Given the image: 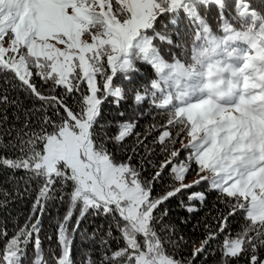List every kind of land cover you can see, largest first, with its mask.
Returning <instances> with one entry per match:
<instances>
[{
    "label": "snow or ice",
    "instance_id": "snow-or-ice-1",
    "mask_svg": "<svg viewBox=\"0 0 264 264\" xmlns=\"http://www.w3.org/2000/svg\"><path fill=\"white\" fill-rule=\"evenodd\" d=\"M248 24L255 38L241 51L255 55L243 60L264 64V0H0V172H11L0 208L35 192L23 225L0 223V264H76L74 235L89 210L107 224L86 236L101 233L99 264H264V80L251 85L252 117L239 121L223 100L201 114L165 98L190 54L186 41L228 47ZM106 106L118 119L105 117ZM156 115L165 121L135 131ZM209 194L215 215L205 214L197 244L169 205L187 225ZM54 199L69 208L46 253L41 219ZM82 264L97 261L85 251Z\"/></svg>",
    "mask_w": 264,
    "mask_h": 264
},
{
    "label": "trees",
    "instance_id": "trees-1",
    "mask_svg": "<svg viewBox=\"0 0 264 264\" xmlns=\"http://www.w3.org/2000/svg\"><path fill=\"white\" fill-rule=\"evenodd\" d=\"M187 25V21L181 15L179 29L183 34ZM171 28V25H169ZM242 36H238L237 41H233L228 47H225V40L218 39L216 43H209L206 40L201 41L200 46L194 45L192 40L186 41L187 47L191 50L190 57L184 59L190 64H194V67H190L189 71H186L184 76L189 78L187 84L191 82H195V84L200 83L197 91H189L188 85L181 83L183 81V75L177 74L174 70V77L176 82V88L172 87L170 90L166 91L165 98L168 103H172L173 100L177 104H181L183 108H191L195 103L200 102L201 100H211L215 104H218L221 100L225 101V105L235 101L238 103L240 100L247 102L248 109L254 108L255 105L249 102V98H251L255 92L252 89V83H259L261 80H264V64L253 65L252 60H243L245 56H251L245 52L241 51L245 47L244 37L249 35H254L250 29H246L243 27V31L241 32ZM226 39V38H225ZM163 49H167L166 45L161 46ZM194 57V59H193ZM238 58L243 60L242 63H238ZM253 66L256 67V71L253 70ZM199 73V76L202 81H195V72ZM257 73H260V76H257ZM172 82V81H171ZM168 88L169 86H165ZM12 95L18 96L21 100L25 102L26 105L31 106V101L26 99L25 94L22 91H16L11 93ZM247 97V98H246ZM185 102V103H181ZM163 103V101H162ZM224 106V105H222ZM221 106V107H222ZM227 107V106H225ZM104 115L108 120H114L116 116V112L110 106L105 107ZM168 115H171L169 113ZM257 118L260 117L257 115ZM128 116H125L127 119ZM166 117L156 115L155 120L152 116H145L144 118L139 120L138 127L135 129L136 132L144 133L148 126L153 123H161L164 122ZM112 134H115L116 129L113 127L110 129ZM186 136L182 137L183 140ZM135 140V137H130L127 140L128 144H132ZM176 147L179 148L180 144L177 143ZM121 156L120 153H117V157ZM196 173L193 171L189 176H195ZM11 176L10 170H5L0 172V189L11 190V184L8 181V178ZM197 179V178H196ZM195 180V179H194ZM34 187V186H33ZM207 186L201 185L198 187L197 191L204 190ZM159 187L157 191H159ZM0 198H2V194H0ZM35 199V192L25 193L22 198H16L13 194L12 199H10L7 203V206L4 208H0V223H4L7 225L8 229L11 231L15 225H23L29 216L32 213V204ZM216 203L215 194H209L206 206H204L201 211L194 217L189 218V223L187 225L180 224V218L186 217L187 214L183 212L177 205V202L172 201L169 207L171 208V215L174 222H176L177 226L183 230L184 234L191 239L199 241L203 238V224L205 214L211 212L212 215H215V209L212 208V205ZM217 207H223L222 205L217 204ZM69 208V204L67 199L61 201L59 199L50 200L43 212V216L41 219V240L43 244V248L47 253L49 247L55 249L57 248L56 244V227L57 223L63 220V217L67 213ZM80 214L79 206L73 211V219L69 222L68 228H71L75 224L76 218ZM197 221L200 223L199 229L195 232L192 231V225L196 224ZM208 222L212 223L211 216L208 217ZM240 221L237 219L233 221L232 231L235 232L239 228ZM101 225L107 226L106 220L103 216H97L92 213L91 210L86 214L84 219L81 222L80 230L75 233L74 241L72 244V256L76 264H82V260L84 259V253L87 251L93 260L97 261L99 264L100 259V248L98 246L100 232H97V235L94 240H86V236H91L96 229H98ZM48 237H52V240H49ZM116 247V244L113 243V248ZM185 255H187V250L185 251ZM209 264H215L213 258L209 259Z\"/></svg>",
    "mask_w": 264,
    "mask_h": 264
},
{
    "label": "rangeland",
    "instance_id": "rangeland-1",
    "mask_svg": "<svg viewBox=\"0 0 264 264\" xmlns=\"http://www.w3.org/2000/svg\"><path fill=\"white\" fill-rule=\"evenodd\" d=\"M244 27H246V29H252V27H253V25H251V24H248V25H245ZM182 33V32H181ZM239 36H242V34H240ZM248 37H253V38H255L254 37V35H249V36H246V37H244L243 39H244V41H245V43H246V41H247V38ZM201 43V42H200ZM200 43H199V45L198 46H200ZM187 45V44H186ZM249 46H251V45H249ZM246 53H247V55L249 54L250 56H251V54H254L255 55V53H248L247 51H245ZM182 55V57H183V54H181ZM189 57V59H190V61H192L191 60V57H190V55L188 56ZM190 67H194V71H195V66H194V64H190V63H188L187 61H185L183 58L181 59V61H180V67L178 68V69H174V71L177 73V74H182L183 76V81H181V83L180 84H182L183 85V83H185V84H187V82L189 81V78H186L185 76H184V74L186 73V71H189L190 70ZM253 68H255V71H256V67L255 66H253ZM194 76H195V81H202L201 79H199L200 78V76H199V73L196 71L195 72V74H194ZM174 77V76H173ZM171 87H172V90L175 88V89H177L176 88V82H175V78H172L171 79ZM188 85V89H189V91H197V89H198V87H199V85H200V83H197V84H195L196 85V87H195V90H193V88H192V86H191V83L190 84H187ZM168 86V85H167ZM172 90H170V91H172ZM215 103L214 102H212L211 100H201L200 102H198V103H195L194 104V106H197L196 107V109H195V111H199L201 114L202 113H204L205 111H208L209 110V106L210 105H214ZM247 102L246 101H243V100H240L238 103H235V106H232L231 105V102L230 103H228V104H226V105H224V106H222V107H225V106H227L226 108H227V114L229 115V116H231L234 120H236V121H239L241 118H243V117H249V118H251L252 117V114H253V110H254V108H250V109H248V107H247ZM192 107V106H191ZM193 114H195V112L193 113ZM255 119H256V121H260V119L259 118H257V117H255ZM187 140H188V137L186 136L185 137V139H184V142L185 143H187ZM198 179V177L195 175V176H189V177H187V180L189 181V182H191L192 180H194V179Z\"/></svg>",
    "mask_w": 264,
    "mask_h": 264
}]
</instances>
